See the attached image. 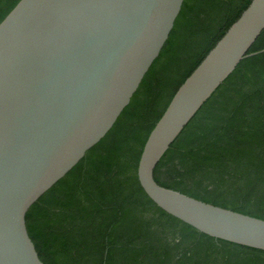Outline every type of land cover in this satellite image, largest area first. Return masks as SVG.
Instances as JSON below:
<instances>
[{"label":"water","instance_id":"95a60500","mask_svg":"<svg viewBox=\"0 0 264 264\" xmlns=\"http://www.w3.org/2000/svg\"><path fill=\"white\" fill-rule=\"evenodd\" d=\"M184 0H19L0 22V264H43L28 209L112 128L158 57ZM264 30L246 10L177 89L142 148L137 180L199 233L264 251V220L158 185L154 169Z\"/></svg>","mask_w":264,"mask_h":264},{"label":"trees","instance_id":"16d2710c","mask_svg":"<svg viewBox=\"0 0 264 264\" xmlns=\"http://www.w3.org/2000/svg\"><path fill=\"white\" fill-rule=\"evenodd\" d=\"M252 0H184L158 57L108 133L26 212L43 264H264L159 209L137 180L173 95ZM19 0H0V22ZM264 49V30L248 54ZM155 182L264 220V52L243 59L156 165Z\"/></svg>","mask_w":264,"mask_h":264}]
</instances>
